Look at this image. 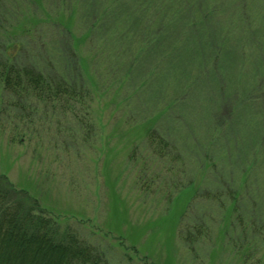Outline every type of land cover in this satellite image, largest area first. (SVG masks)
<instances>
[{
	"label": "rangeland",
	"instance_id": "1",
	"mask_svg": "<svg viewBox=\"0 0 264 264\" xmlns=\"http://www.w3.org/2000/svg\"><path fill=\"white\" fill-rule=\"evenodd\" d=\"M168 1L0 0V58L77 93L0 83V175L108 264H264V0Z\"/></svg>",
	"mask_w": 264,
	"mask_h": 264
},
{
	"label": "trees",
	"instance_id": "2",
	"mask_svg": "<svg viewBox=\"0 0 264 264\" xmlns=\"http://www.w3.org/2000/svg\"><path fill=\"white\" fill-rule=\"evenodd\" d=\"M134 1L138 3V0ZM130 3L132 5L129 7V13L137 12V5ZM187 4L186 0H169L167 4L160 7L164 10H167V7L169 9L175 7L174 17L183 19L187 15ZM73 9L74 7L72 11ZM1 36L7 40V28ZM38 68L17 65L5 54L4 58H0V83L19 96L24 93L38 97L42 94L55 96L77 94L74 88L62 86L63 78L56 81L53 86L52 77L44 75ZM226 131H228L226 127L221 129L223 138L228 134ZM238 151L241 154L245 153L241 147ZM260 159L262 160L261 171L264 174L263 157ZM244 172V170L241 171V174H247ZM263 185L260 196L264 195ZM36 208L34 204L29 206L18 197L12 184L5 176L0 175V264H108L94 247L80 240L72 232L57 234L52 219L38 209L37 211ZM261 214L264 215V213Z\"/></svg>",
	"mask_w": 264,
	"mask_h": 264
}]
</instances>
